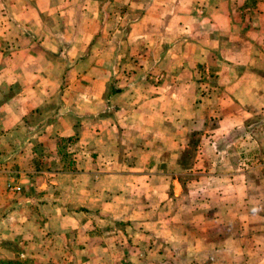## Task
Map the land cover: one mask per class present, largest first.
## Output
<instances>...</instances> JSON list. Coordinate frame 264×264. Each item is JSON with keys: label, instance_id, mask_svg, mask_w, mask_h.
<instances>
[{"label": "crops", "instance_id": "obj_1", "mask_svg": "<svg viewBox=\"0 0 264 264\" xmlns=\"http://www.w3.org/2000/svg\"><path fill=\"white\" fill-rule=\"evenodd\" d=\"M263 121L264 0H0V257L264 264Z\"/></svg>", "mask_w": 264, "mask_h": 264}, {"label": "rangeland", "instance_id": "obj_2", "mask_svg": "<svg viewBox=\"0 0 264 264\" xmlns=\"http://www.w3.org/2000/svg\"><path fill=\"white\" fill-rule=\"evenodd\" d=\"M160 74H158L159 75L158 76V79H160V76H161ZM263 124H264V121H263V123L261 125L263 126ZM190 150H192V149H189V152L187 153V155L190 154V153H192V151H190ZM14 247H15V245L14 246L11 245L10 248H13L14 249L15 253L17 254V256L14 257V258H6V257H3V258H5V259H16L18 257V258H21V259H24V260L27 259L28 263H30V264H45V263H41V262H39V261H37L35 259H31V258H28V257H24L23 255H20L19 253H21V250H19V248H16V247L14 248ZM46 264H51V263H46Z\"/></svg>", "mask_w": 264, "mask_h": 264}, {"label": "trees", "instance_id": "obj_3", "mask_svg": "<svg viewBox=\"0 0 264 264\" xmlns=\"http://www.w3.org/2000/svg\"><path fill=\"white\" fill-rule=\"evenodd\" d=\"M0 264H30L28 263L27 259H21V258H16V259H5V258H0Z\"/></svg>", "mask_w": 264, "mask_h": 264}, {"label": "built area", "instance_id": "obj_4", "mask_svg": "<svg viewBox=\"0 0 264 264\" xmlns=\"http://www.w3.org/2000/svg\"><path fill=\"white\" fill-rule=\"evenodd\" d=\"M8 187H9L10 189L15 190V191L20 190V187H19L18 185H10V184H9Z\"/></svg>", "mask_w": 264, "mask_h": 264}]
</instances>
